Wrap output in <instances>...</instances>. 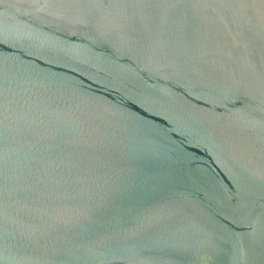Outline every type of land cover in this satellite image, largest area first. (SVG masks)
Segmentation results:
<instances>
[{"label":"water","instance_id":"1","mask_svg":"<svg viewBox=\"0 0 264 264\" xmlns=\"http://www.w3.org/2000/svg\"><path fill=\"white\" fill-rule=\"evenodd\" d=\"M0 264H264V0H0Z\"/></svg>","mask_w":264,"mask_h":264}]
</instances>
